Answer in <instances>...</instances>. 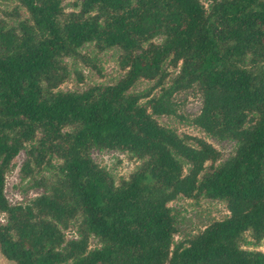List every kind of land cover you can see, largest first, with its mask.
<instances>
[{"label": "trees", "instance_id": "obj_1", "mask_svg": "<svg viewBox=\"0 0 264 264\" xmlns=\"http://www.w3.org/2000/svg\"><path fill=\"white\" fill-rule=\"evenodd\" d=\"M0 16V252L11 264H264V0H18ZM156 38H161L159 41ZM117 47L113 84L63 91L65 58L95 68L80 47ZM169 68L178 72L163 85ZM81 79V76L79 77ZM155 84L130 93L138 80ZM159 88L160 93L152 95ZM201 96L195 126L235 142L232 155L180 135L156 116L176 114L175 93ZM29 146L26 148V146ZM26 148L23 178L58 161L42 193L10 204L6 176ZM141 160L115 181L91 150ZM189 165L185 172V165ZM179 196L224 202L227 216L179 232ZM76 224L77 237L65 231ZM94 236L101 243L89 248ZM14 262V263H13Z\"/></svg>", "mask_w": 264, "mask_h": 264}, {"label": "rangeland", "instance_id": "obj_2", "mask_svg": "<svg viewBox=\"0 0 264 264\" xmlns=\"http://www.w3.org/2000/svg\"><path fill=\"white\" fill-rule=\"evenodd\" d=\"M74 0H68L64 3L67 9H72ZM17 7V11H22L23 7L18 0H0V16L3 17L9 25L17 22L16 18L5 15ZM5 12V13H4ZM161 38H156L160 40ZM82 53L88 55L96 64V69L85 66L80 60L72 57L65 58L69 66V77L60 86L63 91H82L89 86L98 84H113L124 72L119 68L117 57L120 53L119 48L112 47L99 51L93 42L83 44L80 49ZM164 68L169 71L168 78L163 85L168 87L171 80L178 72L177 69L169 68L166 64ZM81 76V79L79 77ZM153 81L138 80L130 89V93H141L150 89L154 84ZM159 88H156L152 95L159 94ZM174 100L176 103V114L156 116L159 123L169 127L182 134H190L205 138L214 145L222 154V159H226L232 155L235 142L230 139H218L206 134L193 123V117L199 112L201 106V96L195 88H191L179 93H175ZM29 147L28 145L26 148ZM26 148L22 149L13 159V169L6 176L4 194L10 204L24 201L27 198L36 196L43 191V187L37 183L39 181L48 182L56 177V166L58 161L52 160L51 165H44L41 168L33 169V173L28 178H23L21 167L27 158ZM93 160L100 166L107 169L115 181L120 177H127L129 173L134 171L141 163V160L133 156L129 152L114 149H96L91 150ZM185 165V172L188 171L189 165L179 158ZM173 214L176 216L179 232L175 234V241L188 238L202 230L206 225L214 220H219L227 216L228 212L223 201L211 199L208 197H199L197 199H189L179 196L169 203ZM76 224L66 229L67 239L77 237L75 232ZM243 246L247 249H258L264 251V240L254 243L248 233L243 238ZM101 246V243L94 236L89 239V248L94 249ZM0 252V264H11ZM3 258V259H2ZM14 263V262H13ZM15 264V263H14Z\"/></svg>", "mask_w": 264, "mask_h": 264}, {"label": "crops", "instance_id": "obj_3", "mask_svg": "<svg viewBox=\"0 0 264 264\" xmlns=\"http://www.w3.org/2000/svg\"><path fill=\"white\" fill-rule=\"evenodd\" d=\"M3 258H4V257H3ZM3 258H2V259H3Z\"/></svg>", "mask_w": 264, "mask_h": 264}]
</instances>
